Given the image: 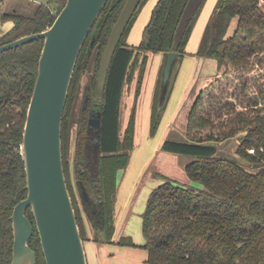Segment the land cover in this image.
<instances>
[{"label": "trees", "instance_id": "obj_1", "mask_svg": "<svg viewBox=\"0 0 264 264\" xmlns=\"http://www.w3.org/2000/svg\"><path fill=\"white\" fill-rule=\"evenodd\" d=\"M48 1L57 4L56 12L45 2L37 5L32 14L3 11L2 20H14L16 26L0 39V46L49 28L67 0ZM206 1L159 0L140 44L131 46L126 42V36L135 12L113 56L103 103L98 107L102 114L99 142L96 141V129L89 126L96 73L126 0H109L89 34L74 71L62 127L64 168L84 241L67 175L73 123L78 124L72 156L73 175L93 230L92 241L109 243L116 229L117 171L129 164L136 138L138 102L134 103L125 140L120 134L122 97L131 63L140 54L145 59L148 53H163L165 57L170 51L178 53L163 99L164 64L160 71L161 80L156 87L151 111L150 133L155 135L173 89V80L188 54L187 46ZM234 20H237V28L229 35ZM43 46L44 40L37 39L0 54V264L12 261L11 216L14 207L28 195L21 146ZM194 55L215 60L219 70L225 67L227 75L235 74L239 82L252 65L264 62V57H260L264 56V0H217ZM90 64L95 66L91 88L86 94L90 102L87 104L84 99L79 118L73 122L79 82ZM219 90L220 86L205 98L200 94L194 102L187 123L190 141L166 139L162 144L164 151L196 157L185 170L189 179L199 182L202 187L177 185L171 178L156 174L162 178V183L152 192L143 222L148 264H264V112L258 106V99L250 112L235 109L238 97H234V92H230V98L216 92ZM245 91L246 85L243 84L242 94ZM229 105L233 114L224 113ZM244 131L247 134L237 153L252 164L255 172L236 160L217 156V147L210 143L233 138ZM125 141H128L127 148H123ZM251 147L255 148L253 154L249 152ZM83 189L95 202L96 213L84 198ZM27 215L34 222L31 209ZM118 243L136 245L125 237ZM29 245L35 251L42 249L36 230Z\"/></svg>", "mask_w": 264, "mask_h": 264}, {"label": "water", "instance_id": "obj_2", "mask_svg": "<svg viewBox=\"0 0 264 264\" xmlns=\"http://www.w3.org/2000/svg\"><path fill=\"white\" fill-rule=\"evenodd\" d=\"M108 1L67 0L49 28L0 46V54H3L34 40H44L21 146L28 195L14 207L11 216V264H38L36 251L29 245L35 230L40 237L46 264H89L64 168L62 127L79 56ZM141 2L126 0L113 25L97 73V103H103L113 56ZM2 14L0 6V39L16 26L14 20L3 21ZM177 59L176 51L166 54L161 99L167 93ZM101 116L98 111L89 119V126L96 129L97 142L100 140ZM83 196L96 213V204L85 189ZM28 209L33 213L34 222L27 215Z\"/></svg>", "mask_w": 264, "mask_h": 264}, {"label": "rangeland", "instance_id": "obj_3", "mask_svg": "<svg viewBox=\"0 0 264 264\" xmlns=\"http://www.w3.org/2000/svg\"><path fill=\"white\" fill-rule=\"evenodd\" d=\"M158 1L159 0H143V2L140 4L132 22L130 23V27L127 32L126 42L129 45L138 46L140 44L143 38L145 27L148 24L149 20L151 19L153 10L156 7ZM44 2L49 3L51 8L56 12V8L58 7L57 4L50 3L48 0H0V6L2 12L15 10L20 13L32 14L37 8V5ZM216 3L217 0H207L205 5L203 6V9L196 22L191 39L187 46L188 53L191 52L193 48L196 47V41L198 40L200 31L201 29H203L202 28L203 25L207 23L209 16H211L216 6ZM236 28H237V20H234L229 29V35L233 34ZM185 57L181 61V63L183 64L185 61H187V59H189V58L185 59ZM260 57H264V56H260ZM164 60H165V55L163 53H148L147 58L143 59V54H140V56L134 58V60L131 63L127 81L124 87V92L122 97V110L120 115V134H121V139L125 140L129 119L134 109V103L138 102L136 107V126H135V132H137V134H135L136 138H134V143H133L134 145L132 150L130 151L131 154L130 161L132 160L133 157L134 158L138 157V151L140 150L141 144L143 142L148 140L149 142L150 141L152 142V145H156L160 140V131L159 133L157 132L155 135H151L150 133L151 109L149 112L150 107H148L149 106L148 104L153 97L154 80H158V81L161 80L160 71L164 64ZM256 60H257V56L255 58V61ZM215 65H216L215 61L212 60L209 66L206 67V71L201 74L199 73L198 77H196V80H208V81L202 84V86L198 88L196 94L190 97L186 101L182 109L180 118L176 121L175 129L169 132V134L167 135L168 137L167 139L179 141V142H185L189 140L187 136V123L194 102L200 96V94H203L204 98L205 96L207 97V95L210 96V94H212V92H214L218 86L221 87V90L216 91L219 92V94H223L224 96L230 97V92H234V97L236 96L238 97L237 99H235V109L250 112V110H253L252 108L255 107V105H253L254 101L258 99L260 102V104L258 103V106L261 109V111L264 112V62L259 64L257 62L254 64V66L252 65V69L249 72L243 73L244 77L241 80H238L239 82L236 81L237 77L235 76V74L227 75V69L225 67H223V69L221 70L214 71ZM94 72H95V66L93 65L91 66L90 64L81 77V80L79 82L80 91L73 112V118H72L73 122L77 121V119L79 118L78 115L79 110L82 108L84 98L89 88H91L90 86L91 76H93ZM145 80H147V83L144 93ZM175 80L178 79L175 78L173 80V87L176 84ZM243 84L246 85V91L242 94ZM173 90L174 89H172V91ZM174 94H175L174 92H171L170 94L168 104L165 110L166 115L168 114V111L171 108V104L174 99ZM142 96L144 98L143 99L144 104H142L141 112L140 111L138 112V109L140 108V103L142 102ZM224 110H226L224 113L233 114L232 107H230V105L228 106V108H225ZM185 122H186V127H185ZM77 129H78V124L73 123L72 139H71L72 151L69 160L70 169L67 175H68V180H70L71 182L72 194L74 196L75 205L79 212L78 213L79 220L81 222V228H83V235L85 238L84 243L86 245L88 241H91L90 234L88 232L89 222L87 221V216L83 210L82 201L80 198V192L77 187V182L73 175L72 156L74 152V141H75V137H76L75 135ZM246 134L247 131H244L238 133L233 138L224 141L210 142V143L214 144L217 147L218 149L217 156L236 160L241 164H243L245 167H247L249 170L255 172V169L253 168L252 164H250L248 161L243 159L237 153V149L242 144ZM164 136L165 135H163V137ZM163 139L166 138L164 137ZM127 143L128 141H125L123 143V148L128 147ZM252 148L253 147L249 148V150ZM195 159L196 157L192 155L177 154L173 152L164 151L162 150V146H161V148L160 147L158 148L157 158L155 159V162L152 164V168L149 170V172H154V173L162 172V174L171 178L177 185H182V186L193 185L196 187H202V185L199 182L190 180L184 170V166L188 163H191ZM128 165H130V162ZM128 165L127 167L121 168L117 171L118 185L120 183V177L123 174V172L127 171ZM149 179L150 180L142 181V185L143 183H145L144 188L136 195L134 194V196L131 197L129 203L126 205L127 207L124 213V218L127 216V214H129V218H128L129 224L126 225L124 228L125 234L123 237L130 238L133 241V243L136 244L134 246V249L132 250L136 251V253L138 254L137 257L142 258L140 260V263L137 264H148L147 263L148 250L145 247L146 239L143 232V222H144L145 213L151 203L152 192L155 188L159 186V183L160 184L162 183V179L160 178L155 180H152L151 178ZM117 194H118V190H117ZM126 197L127 196L123 198V203L121 204V207L119 206L120 209L124 208L125 206L124 204L127 202V198H128ZM116 204H117V197L115 203V216H116ZM36 251L38 254V264H46L42 249L40 251L38 250ZM87 254H88V263L97 264L91 249L88 250ZM142 256H144V258ZM11 257H12V252H11ZM139 258H136L137 262L139 261Z\"/></svg>", "mask_w": 264, "mask_h": 264}, {"label": "crops", "instance_id": "obj_4", "mask_svg": "<svg viewBox=\"0 0 264 264\" xmlns=\"http://www.w3.org/2000/svg\"><path fill=\"white\" fill-rule=\"evenodd\" d=\"M205 26L206 23L205 25H203L202 27L203 29H201L200 31L198 40L196 41V47L193 48V50L189 52L185 57V59L186 58L189 59H187V61H185L184 64L181 63L179 66V70L176 76L178 80H175L176 84L174 85L173 87L174 90L172 91L175 94H174L173 102L171 104V108L168 111L167 115L166 113L163 115L162 121L157 131L158 133L160 131L159 142L156 145H152V142L151 141L149 142L148 140L143 142L141 144L140 150L138 151V157L132 158V160L130 161V165H128L127 171L123 172V174L120 177V183L118 185L117 204H116V219H115L116 229L113 240L109 243H101V244L95 243L94 241H92V236H93L92 227L90 225L88 227V232L90 234L91 241H88L85 245L86 252H88V250L90 249L92 250L93 256L95 257L97 264H137L140 263V260L142 259L137 257L138 254L136 253V251L132 250L134 249V246L120 245L118 243V241L125 234L124 231L125 226L129 224L128 222L129 214H127V216L124 218V213L127 207L126 205L129 203L131 197L134 196V194L136 195L144 188L145 183H143L142 185L143 180H150L149 178H151L152 180L159 179L160 177L156 176V174L164 175L162 174V172H157V173L149 172V170L152 168V164L155 162V159L157 158L158 148L159 147L161 148L162 141L164 142L168 138L167 135L169 134V132L175 129L176 121L180 118L182 109L186 101L190 97L196 94L198 88L201 87L202 84L208 81V80H196V77H198L199 73L201 74L206 71V67L209 66L210 62L213 59L211 60L209 58H202L194 55L195 52L197 51L198 45L200 43L201 35L203 33L202 30H204ZM217 70L219 69L216 63L214 71ZM146 83L147 80L144 81V93L146 89ZM157 84H158V80H154L153 97L148 104L149 105L148 107H150L149 112L150 109L152 111ZM143 96L138 112L139 111L141 112L142 104H144ZM150 118H151V113H150ZM185 127H186V122H185ZM163 135H165L164 137L166 139H163L164 138ZM186 165L184 166V170ZM125 196L128 197V198L126 197L127 202L124 204L125 205L124 208L120 209L119 206L121 207V204L123 203V198H125ZM142 257L144 258V256ZM136 258H139L138 262Z\"/></svg>", "mask_w": 264, "mask_h": 264}, {"label": "flooded vegetation", "instance_id": "obj_5", "mask_svg": "<svg viewBox=\"0 0 264 264\" xmlns=\"http://www.w3.org/2000/svg\"><path fill=\"white\" fill-rule=\"evenodd\" d=\"M97 81V80H96ZM96 86V85H95ZM94 92H95V90H94ZM96 96V95H95ZM95 96L94 97H92L93 98V106L91 107V110H90V118L91 117H93V116H95V114L98 112V107H99V105H100V103H97L96 102V100H95ZM85 102L88 104L89 102H90V97L89 96H85ZM98 104V105H97ZM89 118V119H90ZM11 263H12V261H11Z\"/></svg>", "mask_w": 264, "mask_h": 264}, {"label": "built area", "instance_id": "obj_6", "mask_svg": "<svg viewBox=\"0 0 264 264\" xmlns=\"http://www.w3.org/2000/svg\"><path fill=\"white\" fill-rule=\"evenodd\" d=\"M249 152L252 154L255 153V148L250 149Z\"/></svg>", "mask_w": 264, "mask_h": 264}]
</instances>
